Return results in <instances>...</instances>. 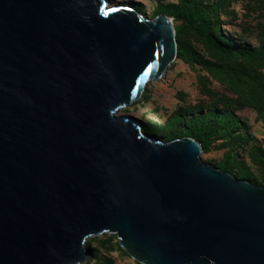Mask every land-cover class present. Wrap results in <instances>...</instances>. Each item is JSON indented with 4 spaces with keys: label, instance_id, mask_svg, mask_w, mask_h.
Returning a JSON list of instances; mask_svg holds the SVG:
<instances>
[{
    "label": "water",
    "instance_id": "95a60500",
    "mask_svg": "<svg viewBox=\"0 0 264 264\" xmlns=\"http://www.w3.org/2000/svg\"><path fill=\"white\" fill-rule=\"evenodd\" d=\"M172 22L0 0V264H81L104 233L138 264H264V186L118 115L175 60Z\"/></svg>",
    "mask_w": 264,
    "mask_h": 264
},
{
    "label": "rangeland",
    "instance_id": "374dc122",
    "mask_svg": "<svg viewBox=\"0 0 264 264\" xmlns=\"http://www.w3.org/2000/svg\"><path fill=\"white\" fill-rule=\"evenodd\" d=\"M202 1L207 3L216 0ZM178 2L179 0H110V5L126 6L132 9L137 6L136 11L145 19L151 20L163 14L160 13L161 8ZM223 11L228 13L226 16H221L223 21L221 28L225 35L233 37L243 35L253 46L264 45V0H228L222 13ZM170 18L173 20L175 30L180 22L174 17ZM185 39L189 40L193 47L192 51L216 63L194 37L188 36ZM260 71L264 73V67ZM214 72L217 77L225 78L218 81L202 66L175 58L161 77L155 81H148L141 96L122 108L118 115L135 119L142 131L148 130L149 125L153 126L156 138L167 142L164 139L178 133L175 126L171 128L166 126L172 118L188 117L191 113L203 114L212 107L221 109L225 105H230L235 116L241 121V127L236 129V133L241 138L234 142L236 144L227 143V139L211 141L207 150L201 153L200 158L216 169L223 170L222 167L225 166L232 169L234 173L244 172L248 177L262 182L264 111L260 115L257 110L238 105L235 102L238 99V87L228 86L230 79L225 76V73L218 74L216 70ZM159 123L163 129L156 132L155 129ZM84 246L86 258L81 264H138L120 248L113 234L104 233L91 237L86 240Z\"/></svg>",
    "mask_w": 264,
    "mask_h": 264
},
{
    "label": "trees",
    "instance_id": "16d2710c",
    "mask_svg": "<svg viewBox=\"0 0 264 264\" xmlns=\"http://www.w3.org/2000/svg\"><path fill=\"white\" fill-rule=\"evenodd\" d=\"M228 0H216L204 3L202 0H179L177 4L163 7L160 10L168 17H174L180 22L175 27L176 59L200 65L212 76L225 73L230 79L228 86L238 87V105L246 106L257 110L260 115L264 111V73L260 71L264 67V45L253 46L246 41L243 35L236 37L225 35L222 31L223 21L221 16L228 13L223 11ZM135 10L137 6L134 8ZM222 14V15H221ZM192 36L201 43L202 48L207 50L211 58L216 63L204 59L196 51H192V46L185 37ZM218 63V64H217ZM202 82V80L200 79ZM241 121L235 116L230 105H225L221 109L210 108L203 114L191 113L188 117H174L166 125L168 128L175 126L178 133L167 137L165 141H172L183 137L193 138L199 143L202 152H205L211 141L217 139H227V143L237 142L241 137L236 133V129L241 127ZM161 123L156 127V132L161 131ZM146 134L155 136L153 126L149 125L148 130H143ZM233 142H232V141ZM236 144V143H234ZM234 178L248 181L253 185L264 186L262 182L248 177L244 172L234 173L228 167H222Z\"/></svg>",
    "mask_w": 264,
    "mask_h": 264
},
{
    "label": "bare ground",
    "instance_id": "6f19581e",
    "mask_svg": "<svg viewBox=\"0 0 264 264\" xmlns=\"http://www.w3.org/2000/svg\"><path fill=\"white\" fill-rule=\"evenodd\" d=\"M171 20V19H170ZM173 23V22H172Z\"/></svg>",
    "mask_w": 264,
    "mask_h": 264
},
{
    "label": "snow or ice",
    "instance_id": "6c2138e0",
    "mask_svg": "<svg viewBox=\"0 0 264 264\" xmlns=\"http://www.w3.org/2000/svg\"><path fill=\"white\" fill-rule=\"evenodd\" d=\"M105 14H107V13H105Z\"/></svg>",
    "mask_w": 264,
    "mask_h": 264
}]
</instances>
